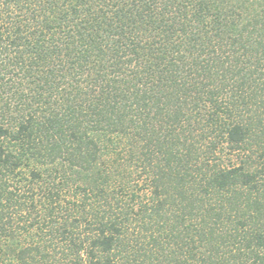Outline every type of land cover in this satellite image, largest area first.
<instances>
[{"label":"trees","instance_id":"obj_1","mask_svg":"<svg viewBox=\"0 0 264 264\" xmlns=\"http://www.w3.org/2000/svg\"><path fill=\"white\" fill-rule=\"evenodd\" d=\"M0 264H264V0H0Z\"/></svg>","mask_w":264,"mask_h":264}]
</instances>
